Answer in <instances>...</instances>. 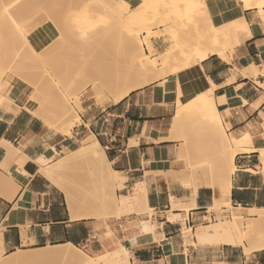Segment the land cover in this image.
<instances>
[{
  "label": "crops",
  "instance_id": "1",
  "mask_svg": "<svg viewBox=\"0 0 264 264\" xmlns=\"http://www.w3.org/2000/svg\"><path fill=\"white\" fill-rule=\"evenodd\" d=\"M242 5L238 0H215L213 22H228ZM261 11L258 7L244 10L251 26L249 38L221 55L210 54L201 64L207 79L216 85L217 97L232 90L245 100L221 111L224 129L237 135L250 132L257 148L264 147V89L258 84L264 81ZM163 44L155 41L157 49ZM254 66L258 68L256 76ZM170 76L137 88L117 103L111 100L102 108L89 105L82 118L89 124L87 131L96 134L106 148L113 169L126 177L124 194L130 193L137 182L144 183L146 203L155 211L152 220L142 216L150 214L145 210L73 218L66 194L55 178L41 173L40 164L53 163L55 158L47 160L48 150L55 147V153L60 154L73 145V138L51 135L40 118L23 109L24 105H19L22 110L16 113L0 108V141L24 146L25 152L20 167L23 180L0 182V239L5 253L72 243L94 257L125 246L130 264H264V250L247 256L241 246L199 240V227L209 223L208 217L216 218V213L208 209L217 192L209 177L203 178L200 185L194 180L192 186L184 183L190 179L185 175L188 162L177 151L180 140L171 137L170 125L176 114L178 91L183 90L186 100L191 94L188 78L180 77L179 85ZM131 138L135 144H131ZM5 154L0 147V163ZM235 164L232 204L264 208V171L259 153L239 152ZM172 197L191 205L188 209H173L172 215L181 218H171ZM185 230H193V236H186Z\"/></svg>",
  "mask_w": 264,
  "mask_h": 264
},
{
  "label": "rangeland",
  "instance_id": "2",
  "mask_svg": "<svg viewBox=\"0 0 264 264\" xmlns=\"http://www.w3.org/2000/svg\"><path fill=\"white\" fill-rule=\"evenodd\" d=\"M11 1L1 0L4 6ZM124 1L132 7H136L137 12L140 10L152 12L158 7H162L166 10L167 18H176L180 10L183 15L182 19L184 18L182 33L186 43L192 44L201 41L203 44H214L218 40L219 43L221 42L223 52L236 46L229 21L222 25H216L213 22L212 10L215 0H165L163 5L159 3V0H119L120 4ZM79 5L78 0H60L59 6L53 9L45 8L44 3L39 8L38 6L37 8L29 7L23 11L22 16L20 15L19 25L23 32L17 27L0 28V60L3 69H5L3 70L4 74L2 71L0 72V76L2 83L8 82L2 96L6 94L10 99L15 100L12 103H6L5 106H0V108L16 113L21 109L18 105L23 106L30 102L29 96L32 93L38 95L40 103L35 105V109L40 113V120L46 129L51 132V135L62 134L63 137L69 136L74 141L70 148L63 149L60 154L53 152L55 160L50 164L49 169L56 171V176L53 177L56 184L60 183L63 187H67L72 194H75L76 202H79L77 205L82 208V211L85 209L86 211H96V208H103L107 204L106 210L103 208L100 211H107L104 213H106V217H109L117 214L112 213L117 211L114 207L110 209V205L106 201L111 196L109 194H112L111 190L115 189V183L109 184L106 173L96 171L93 159L74 152L82 145L88 134H91L90 131H87L88 127L82 130V127L75 122V118L79 114L84 119L83 115H86L89 105L104 107L129 85L146 81L149 84L156 79L166 78L173 72L169 67L161 66L150 72H144V70H140L139 63L134 61L137 65L133 64V60L129 59L128 52L132 49L133 42L127 39V34H125L127 32L124 22L126 12L123 13L125 15L122 14L123 23L120 22L119 25L113 23L112 18L107 14L98 16L92 13L87 20H81L76 18L81 13ZM10 11L17 15L19 7L11 8ZM259 16L261 19L262 16L264 18V11L259 12ZM31 24L36 27H32ZM156 30L161 31L160 34H152L151 39L156 53H159L172 46L173 38L163 26H156ZM26 36L31 38L26 41ZM141 37L143 38L144 34L139 39L142 42ZM158 40L164 42L160 49L155 46V41ZM137 51L135 54L139 55V49ZM175 56L178 58L177 62H183L184 55L176 52ZM20 61L24 62V67L21 71H17L13 65ZM27 61L29 63H25ZM125 77L126 80H124ZM127 77L132 79L127 80ZM21 78L35 83L36 89L26 86ZM70 81H74V87L68 90L66 86ZM16 88L23 90L21 96L17 95ZM190 94L191 98L186 100L188 106L197 103L192 93ZM77 96L80 97V100L77 99ZM0 99L2 101L1 96ZM7 105H10L11 109L7 110ZM185 115H187V121L185 123L183 121L181 124L182 126L184 124L185 127L177 126L170 130V134L180 140L177 151L187 159L188 174L185 172V175H192L190 179L192 177L196 179L195 185H200L203 178L209 177L212 183L217 186L221 178L219 175H221L222 162L224 158H229L228 156L234 149L224 144L225 135L229 132L215 118L201 113L196 107L185 110ZM65 117L71 121L69 124H65L66 126L63 125ZM45 121H49L51 126ZM62 131L71 134H65ZM104 149L106 150L105 147ZM61 157L69 158V165L66 168L60 167ZM104 164L106 165V163ZM58 167L62 170H58ZM10 168L12 170H3L6 182H13L14 178L16 179L12 174L15 168L12 165ZM116 192L117 195L124 194L123 191ZM107 193L108 195H106ZM131 193L132 190L127 194ZM140 200L141 204L143 201ZM93 205H95V209ZM141 206L144 207L143 204ZM186 206V204L176 201L175 207L172 204L170 215L175 212L173 208L178 209ZM208 210L210 213H216V218L212 220L211 217H208L209 223L202 225L204 230L205 226L212 222L229 219L233 212V208L227 207L224 209L223 207L212 208L210 206ZM154 214L155 211L151 215L145 213L142 216L152 220ZM171 218L181 217L172 215ZM185 235L193 236V230L186 232ZM212 244L219 245V243ZM79 248L88 254L85 249ZM45 250L49 249H40L39 251ZM35 251L38 250H17L12 254L5 253L0 249V262L10 259L18 253L28 255ZM249 255L247 254V256ZM30 264L69 263L60 259H47L45 261L37 260Z\"/></svg>",
  "mask_w": 264,
  "mask_h": 264
},
{
  "label": "bare ground",
  "instance_id": "3",
  "mask_svg": "<svg viewBox=\"0 0 264 264\" xmlns=\"http://www.w3.org/2000/svg\"><path fill=\"white\" fill-rule=\"evenodd\" d=\"M78 1L80 3L79 7L81 13L78 14L76 18H79L81 20H87L92 13L97 14L98 16L107 14L112 18L113 23L119 25L120 22L123 23L122 22L124 18L123 15H125L123 13L126 12L124 22L126 23V27H127L126 29L127 32L125 33L127 34V36L126 35L124 36H126L127 39H130L133 42L132 49L129 50L128 56L129 59L133 60V62L136 61L137 63H139V66L141 65L140 70H144V72H150L152 70L158 69L160 66L169 67L173 72L172 76H170L169 78H171V80L178 82L179 85H181V79L179 80L180 77L184 76V78L186 77L189 79L190 93H192L197 103H194V105L192 106H188L186 104V96L183 90L181 89L179 90L180 87H178L179 94L177 95L176 114L173 118L171 128H175L177 126L181 127L183 121L184 123L187 121V115H185V110L191 107H196L198 110H200L201 113H204L211 118H215L217 122L220 123V125L222 126L223 118L221 116V111L230 108L235 104H239L241 102H243L244 104L245 100H242L243 98L241 99L240 97H237L235 92L232 90H229L226 92V94L217 97L215 93L216 85L212 81H209L207 79V77L203 72L201 64L202 61H204L210 54H215V53H218L220 55L222 54L223 49L221 48V44H220L221 42L219 43L217 40V42L214 44L213 43L203 44L201 41L192 44L188 42L186 43L185 42L186 39L184 40L185 36L182 33V25L184 24L183 23L184 18L182 19L183 15L181 14L182 12L180 10L178 11L179 13L176 18L175 17L167 18L166 10L162 9V7H158L156 10L152 12L148 10L147 11L140 10L139 12H137V10H135L136 7L134 8L130 6L129 3L125 1L121 4L119 0H78ZM164 1L165 0H159V3L163 5ZM241 1L243 3L242 7H240L241 6L240 5L237 8V11L233 12L231 18L228 20L229 27L233 35V40L235 41L236 45H241L246 40V38H249L251 36V26L245 16L244 10L258 7L264 11V0H241ZM43 3L44 6H46L45 8L53 9L59 6L60 0H12L9 4L5 6L2 5V2L0 0V28L17 27L19 30L22 31L19 22L23 11L27 8L29 9V7L37 8L38 6L39 8L41 7V5H43ZM18 7H19V12L17 15L11 13L10 11L11 8L13 9ZM123 8L125 9V11L122 12V10H124ZM32 24H31L32 27H36V25H32ZM156 26H163L165 31L170 32V34L172 35L171 38H173L172 46L169 49H166L165 51L159 53H156L151 39L152 34L155 33L156 35V34H160L161 32L159 30L155 31ZM142 34H144V37L143 38L141 37L142 38V42H141L139 39ZM30 38L31 37L29 36L25 37L26 41H28ZM137 47L139 49V55L135 54L136 51L138 50ZM176 52H179L182 55H184V59L182 60L183 61L182 63L177 62L178 58H176L175 56ZM1 62L2 61L0 60V72L2 71V73L4 74L5 71L3 70L5 69H3ZM136 62H134L133 64H135ZM25 63H29V62L27 61ZM13 67L15 68V70L21 71L24 67V62L23 61H20L19 63L15 62ZM257 74H258V68L254 66V75L256 76ZM127 78H128L127 80H130L129 78L131 77H127ZM21 80L24 82L26 86L33 87L34 89H36L37 85L35 83L24 78L23 79L21 78ZM124 80H126V77ZM7 83L8 82L6 81L2 83L0 76V93H1L0 96L2 97V101L0 99L1 101L0 106H5L6 103H12L15 101L10 99L8 96H6V94L2 96L3 91L6 90L5 87L8 86ZM147 84L148 82L146 81L125 87L118 95L112 98V102L117 103L121 101L125 97L129 96L137 88L143 87ZM258 84L259 86H261V88L264 89V81L258 82ZM73 87H74V81H70L69 84L66 86V89L70 90ZM16 90H17V95H20L23 91V90L21 91L20 88H16ZM29 97H30V102L24 104L23 109L31 113L34 117L41 118L40 113L35 109V105L40 103V100L38 99V95H33L32 93V95H30ZM77 99L80 100V97L77 96ZM6 108L7 110L11 109L10 105H7ZM70 122L71 121L69 120L68 117H65L63 119V125L69 124ZM75 122L82 127V130L89 127V124L85 122L82 119V116L79 114L75 118ZM45 123L51 126L49 121H45ZM182 127H185L184 124ZM62 132L65 133L66 131H62ZM65 134H71V133L68 132ZM171 137L175 138V136H171ZM135 142L136 141L131 138V144L133 143L135 144ZM224 144L225 146L234 149L231 155L228 156L229 158H224L222 162V167L220 170L221 175H219L221 176V178L218 182L219 184L218 185L216 184L217 186H214L217 192V197L214 201V204L211 205V207L212 208L223 207L224 209L226 207L233 208L232 216L229 219L221 220L218 222H212L208 224L205 230L202 227H199L200 231L198 232L197 236L201 242L219 243V244L224 243L233 246H241L245 249L244 250L245 254H251L252 252L263 251L264 250V208L257 206L247 207L241 205L240 203H238L236 206H233L230 195L232 190V174H234L237 169V166L235 164L236 155L239 152L257 151L259 153L260 162L261 165L263 166V171H264V147H260V148L254 147L252 136L248 131L243 132L240 135H236L232 132H229L228 134L225 135ZM0 147L4 148L6 153L3 161L0 163V182H3L5 178L4 177L5 174L3 170L4 171L8 169L12 170L10 168V165H12V167L15 168L12 174L15 175L16 179L18 180L22 179L20 174V167H21V159L25 155L24 146L17 147L12 142L6 139H2L0 141ZM54 151L58 152L55 147H51L48 150L47 160H52L54 158V154H53ZM74 152L76 154H82L83 156L93 159L95 163L96 171L99 173H103V172L106 173V177L109 184L115 183L114 184L115 189L111 190L112 194L110 193L109 195L111 196L109 197L108 200H106L110 205V209L114 207V209L117 211V212H112L114 210H110L112 213L115 214L117 213L116 215L120 216L122 214H129L134 211L139 212L140 210L142 211L145 210L148 213L152 214L153 209H151L146 203L147 191L143 182H137V184L134 185L132 189L133 192L131 194L117 195L116 191H123L126 188V184H125L126 177L122 176L118 171L113 169V167L111 166V162L109 161L106 155L104 146L102 145L96 134L91 132V134H89L86 137V139L83 141L82 145H80V147ZM68 159L61 157L60 160L61 168H66L69 165ZM103 162L106 163V165ZM40 164H41V173L44 176L49 177L51 179H53V177L56 176L55 175L56 171L49 169L50 165L43 164L42 162ZM58 170L61 171L62 169L59 168ZM190 174H192V172ZM181 175L184 178L182 172ZM191 176L189 175L187 177L190 178ZM192 180L196 182V179L195 178L193 179L192 177V179H188L184 183L186 184V186H192L193 184ZM23 182L26 183L27 181L24 180ZM58 187L66 194L67 205L73 218L92 217V216L106 217V213L104 212L107 211L104 210L103 212L101 211L103 208L106 210L105 207H107V204L106 206L103 205L105 206L103 208L101 207V205H100L101 208H96L95 205H93L94 206L93 208L97 209L96 211L95 210L86 211V209L85 211H82V208H80L77 205L79 202L78 203L76 202L77 200L75 194H72L70 190L67 189V187H63L60 183L58 184ZM106 195H108V193ZM140 199H142V201L144 202L143 208L141 206L143 202L140 204L141 201ZM171 200L175 207L177 199L172 197ZM139 204L141 207L139 206ZM190 206L191 205H187L186 207H183L181 209L184 208L188 209ZM248 245H250V247H248ZM0 249L1 251L4 250L3 242L1 239H0ZM40 249H49V250L39 251ZM35 250L38 251H35L28 255L25 254L22 255L18 253L12 258L0 262V264H30L37 260L45 261L47 259H60L68 262L69 264H130V260H129L130 254L125 246H120L114 250H109L106 253L100 254L96 257L88 255L87 253H85L84 251H82L72 243L66 245L48 246ZM217 264H222V263H217Z\"/></svg>",
  "mask_w": 264,
  "mask_h": 264
}]
</instances>
